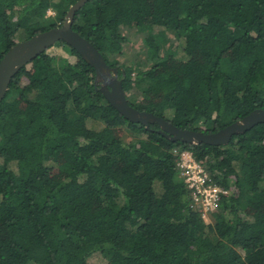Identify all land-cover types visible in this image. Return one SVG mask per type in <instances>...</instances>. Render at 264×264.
Here are the masks:
<instances>
[{"label": "trees", "instance_id": "1", "mask_svg": "<svg viewBox=\"0 0 264 264\" xmlns=\"http://www.w3.org/2000/svg\"><path fill=\"white\" fill-rule=\"evenodd\" d=\"M77 1L0 0V60ZM157 27L183 38L180 54L136 73L109 59L122 28L145 33L156 57ZM71 28L118 69L131 107L178 129L210 134L264 111V0H89ZM47 51L0 103V264H264V124L223 146L173 143L110 106L70 46ZM182 151L224 192L208 221L177 168Z\"/></svg>", "mask_w": 264, "mask_h": 264}, {"label": "water", "instance_id": "2", "mask_svg": "<svg viewBox=\"0 0 264 264\" xmlns=\"http://www.w3.org/2000/svg\"><path fill=\"white\" fill-rule=\"evenodd\" d=\"M88 1L79 0L70 6L61 26L16 43L3 55L0 60V103L5 98L13 77L23 66L47 51L50 47L63 42L74 49L87 64L94 68L96 83H102L100 89L103 97L124 119L132 123L144 125L146 128L149 124H156L159 128L158 133L165 135L173 143L223 146L227 145L234 136L243 134L259 124H264V111L254 110L241 120L217 132L205 134L192 130L178 129L162 118H158L150 113L140 112L131 107L126 100L122 83L118 79V69L109 67L93 45L71 28L75 13Z\"/></svg>", "mask_w": 264, "mask_h": 264}, {"label": "rangeland", "instance_id": "3", "mask_svg": "<svg viewBox=\"0 0 264 264\" xmlns=\"http://www.w3.org/2000/svg\"><path fill=\"white\" fill-rule=\"evenodd\" d=\"M54 14L51 11L46 13V17H52ZM162 31L164 33V42L161 43L158 39L156 43L159 48V55L153 56V51L146 47L144 43L145 33H138L133 29L122 28L120 30L123 37H125V42L121 46V50L118 53L108 55L110 60H115L118 62L119 66L132 67L137 71H144L150 68L153 63L157 61L165 53L175 52L180 54V46L183 43V38H178L172 36L170 32L164 31L163 28L157 27L154 30V34ZM15 43L22 42L20 37L14 39ZM48 54L55 56H60L63 51L61 47L55 46L54 48L47 51ZM180 56V55H179ZM101 87L102 83L98 82ZM131 95V92L129 93ZM106 260L99 254H94L88 259V264H106Z\"/></svg>", "mask_w": 264, "mask_h": 264}, {"label": "built area", "instance_id": "4", "mask_svg": "<svg viewBox=\"0 0 264 264\" xmlns=\"http://www.w3.org/2000/svg\"><path fill=\"white\" fill-rule=\"evenodd\" d=\"M177 168L191 193L193 206L199 210L201 219L208 221L207 215L215 209L220 195L224 192L210 184L205 169L193 159L188 151H182L179 154Z\"/></svg>", "mask_w": 264, "mask_h": 264}]
</instances>
